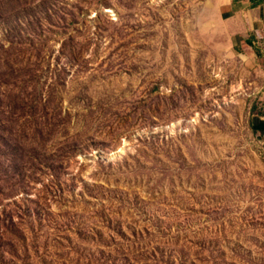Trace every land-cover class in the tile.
<instances>
[{"label": "rangeland", "instance_id": "374dc122", "mask_svg": "<svg viewBox=\"0 0 264 264\" xmlns=\"http://www.w3.org/2000/svg\"><path fill=\"white\" fill-rule=\"evenodd\" d=\"M249 10L0 0V264H264Z\"/></svg>", "mask_w": 264, "mask_h": 264}, {"label": "crops", "instance_id": "0c3cea01", "mask_svg": "<svg viewBox=\"0 0 264 264\" xmlns=\"http://www.w3.org/2000/svg\"><path fill=\"white\" fill-rule=\"evenodd\" d=\"M242 2L250 5L249 14L254 20V22H261L262 14L260 9L264 4L257 7H252L249 0H242Z\"/></svg>", "mask_w": 264, "mask_h": 264}, {"label": "trees", "instance_id": "16d2710c", "mask_svg": "<svg viewBox=\"0 0 264 264\" xmlns=\"http://www.w3.org/2000/svg\"><path fill=\"white\" fill-rule=\"evenodd\" d=\"M252 7H257L264 4V0H249ZM251 45V41H247Z\"/></svg>", "mask_w": 264, "mask_h": 264}]
</instances>
